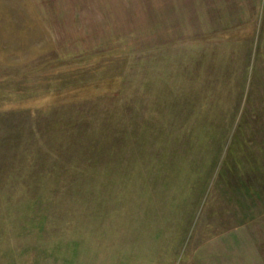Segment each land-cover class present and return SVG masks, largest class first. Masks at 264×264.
Wrapping results in <instances>:
<instances>
[{
  "label": "rangeland",
  "instance_id": "374dc122",
  "mask_svg": "<svg viewBox=\"0 0 264 264\" xmlns=\"http://www.w3.org/2000/svg\"><path fill=\"white\" fill-rule=\"evenodd\" d=\"M0 264H264V0H0Z\"/></svg>",
  "mask_w": 264,
  "mask_h": 264
}]
</instances>
